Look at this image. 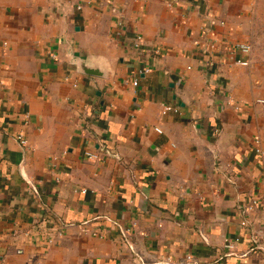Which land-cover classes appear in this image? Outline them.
Listing matches in <instances>:
<instances>
[{
    "label": "crops",
    "instance_id": "crops-1",
    "mask_svg": "<svg viewBox=\"0 0 264 264\" xmlns=\"http://www.w3.org/2000/svg\"><path fill=\"white\" fill-rule=\"evenodd\" d=\"M248 32L264 0H0V264H264Z\"/></svg>",
    "mask_w": 264,
    "mask_h": 264
},
{
    "label": "built area",
    "instance_id": "built-area-1",
    "mask_svg": "<svg viewBox=\"0 0 264 264\" xmlns=\"http://www.w3.org/2000/svg\"><path fill=\"white\" fill-rule=\"evenodd\" d=\"M51 1H53V0H51ZM77 7L80 8V6H77ZM141 40L142 39L140 36H137L135 38L134 46L136 48L140 47ZM3 44H5V43H3ZM236 49L239 52H241L242 54L247 55L251 51V46L248 43H238L236 45ZM232 61H233V63L239 64V65H244V66L248 64V61L246 59L233 58ZM148 70L149 69L145 68L141 72H147ZM132 83H133V85H136L137 80L136 79L133 80ZM168 110L177 111V109L175 107L168 105V104H164L163 105V113H165ZM154 130L158 133L161 132V130L158 127H154ZM19 141L22 145H24L26 143V141L24 139H21V138L19 139ZM255 142L258 143L257 140ZM256 151L258 153H262L259 148H256ZM85 155L90 159H97L98 158V155L96 153L90 152V151H86ZM257 207H258L257 200L251 198L249 200V202L242 208V211L247 214L251 211H254ZM244 223L245 222H243V224ZM235 241H238V238H235L234 242ZM251 242H252V247H257V248L261 249L262 251H264V224H262L256 231H254V233L252 235ZM225 246L231 248L232 247L231 241L226 242Z\"/></svg>",
    "mask_w": 264,
    "mask_h": 264
},
{
    "label": "rangeland",
    "instance_id": "rangeland-1",
    "mask_svg": "<svg viewBox=\"0 0 264 264\" xmlns=\"http://www.w3.org/2000/svg\"><path fill=\"white\" fill-rule=\"evenodd\" d=\"M246 34L253 38H262L264 36V32H248Z\"/></svg>",
    "mask_w": 264,
    "mask_h": 264
},
{
    "label": "water",
    "instance_id": "water-1",
    "mask_svg": "<svg viewBox=\"0 0 264 264\" xmlns=\"http://www.w3.org/2000/svg\"><path fill=\"white\" fill-rule=\"evenodd\" d=\"M85 72L88 74H98V72L95 71L94 69H85Z\"/></svg>",
    "mask_w": 264,
    "mask_h": 264
}]
</instances>
